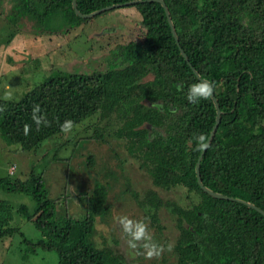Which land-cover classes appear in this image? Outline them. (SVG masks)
Listing matches in <instances>:
<instances>
[{
	"label": "trees",
	"instance_id": "obj_1",
	"mask_svg": "<svg viewBox=\"0 0 264 264\" xmlns=\"http://www.w3.org/2000/svg\"><path fill=\"white\" fill-rule=\"evenodd\" d=\"M128 1L133 0H77V6L88 14ZM164 1L169 14L159 0L128 4L140 12L146 32L139 55L126 66L120 46L106 57V65L113 63L108 68L56 70L21 98H0V136L7 145L31 151L68 133L66 160L83 154L86 144L109 149L103 169L93 150L84 161L87 175L95 178L91 192L78 187L86 177H74L76 169L66 173L63 196L52 192L43 171L0 177V264L12 257L16 264L28 263L31 256L52 251L55 264H264V214L246 203L264 210V0ZM9 2L10 25L16 14L35 29H74L93 19L77 13L73 0ZM193 68L214 88V95L196 104L187 100L189 86L202 81ZM214 96L222 115L202 154L201 177L205 186L234 199L215 197L198 182L203 151L198 137L207 142L216 124ZM69 120L71 130L62 131ZM122 151L139 162L154 185L164 191L181 188L187 197L180 204L155 189L134 193L150 223L146 235L129 237L125 250L94 238L98 218L112 212L110 164L123 170L129 165ZM14 165L9 174L16 173ZM22 194L31 197V207L22 203ZM59 203L65 204L63 215ZM73 207L83 215H75ZM163 208L174 217L173 242L160 222ZM27 222L40 231L39 238L24 231ZM153 246L155 258L147 263L143 259Z\"/></svg>",
	"mask_w": 264,
	"mask_h": 264
},
{
	"label": "rangeland",
	"instance_id": "obj_2",
	"mask_svg": "<svg viewBox=\"0 0 264 264\" xmlns=\"http://www.w3.org/2000/svg\"><path fill=\"white\" fill-rule=\"evenodd\" d=\"M11 6L9 0H2L0 5V98L4 97V99L21 98L22 94L34 88L56 70L90 72V68L96 65L100 68L104 66L108 68L113 63L107 61L106 65V57L109 56L110 51L120 46L124 54L123 63L126 66L130 60L137 58L141 51L140 44L145 39L146 28L141 22L140 12L131 5L111 8L91 17L93 18L91 21L74 29H68L66 26L53 27L54 25L37 28L34 25L35 29L31 20L17 14L14 18L16 24L10 25L6 20L11 12ZM68 135L67 133L52 137L31 151L18 149L14 144L7 145L0 136V177L10 175L13 178H25L32 170L39 173L43 171L52 192L63 196L67 192L64 187L66 173L70 169H76L74 177L79 174L86 177L84 183L78 187L81 191L91 192L95 186V178L87 175L84 161L93 150L97 154V167L103 169L105 167L103 162L108 160L109 149L106 145L107 149L95 143L86 144L82 147L85 151L83 154L77 153L66 160L65 158L70 154L69 146L64 144ZM122 152L124 154H121V158H124L129 165L123 170L119 166L110 164L107 179L111 183L108 196L112 212L105 219L98 218L97 235L94 238L104 245L125 250L130 246L129 237L137 227L143 225L146 228L150 223L146 215L147 211L139 205L134 193L143 195L149 189H155L160 191L166 201H179L180 204H184L186 202L184 199L187 197L181 188L164 191L154 185L152 177L141 168L139 162L130 159L128 154ZM14 164L17 166L16 173L9 174V168L15 167ZM73 189L72 191L75 192ZM21 197L25 199L22 203L31 207V197L24 194ZM57 210L59 215H63L65 204L59 203ZM70 210L77 216L83 215L81 208L73 207ZM160 222L164 225L165 234L171 238L170 242H173L177 234L174 217L165 208L161 211ZM24 226V231L28 232L31 238L40 237V231L32 223L27 222ZM149 231L154 232L153 228ZM114 239H118L119 242L115 244ZM160 241L164 242L165 239L161 237ZM5 254L11 255L10 251H6ZM153 258H155L154 254L146 256L143 260L150 263ZM56 260L57 253L52 251L31 256L28 263L21 264H55ZM8 264H16L15 257H12Z\"/></svg>",
	"mask_w": 264,
	"mask_h": 264
},
{
	"label": "water",
	"instance_id": "obj_3",
	"mask_svg": "<svg viewBox=\"0 0 264 264\" xmlns=\"http://www.w3.org/2000/svg\"><path fill=\"white\" fill-rule=\"evenodd\" d=\"M134 1H135V0H133V1H128V2H124V3H119V4L109 5V6L105 7V8H102V9H100V10H97V11H95V12L88 13V14H83V13L80 12V10L78 9V6H77V0H73V6H74L76 12L79 13L80 15H82L83 17H93V16H95L96 14H98V13L104 11V10L111 9V8H114V7H117V6L128 5V4H131V3L134 2ZM159 1L163 3V5L166 7V12L169 14V10H168V6H167L166 2H165L164 0H159ZM169 21H170V24H171L170 26H172V31H173L174 35L177 36V32H176V30H175V27L173 26L172 19L170 18V16H169ZM177 38H178V36H177ZM183 53H184V55L186 56V59L188 60V56H187V54H186L184 51H183ZM193 69H194V71L196 72V74L198 75V77H199L200 79H202V81H207V82H209L207 79L203 78V77L197 72V70H196L195 68H193ZM209 83H210V82H209ZM213 95H214V92H213ZM214 100L216 101V104H217V106H218V116H217L216 124L214 125V127H213V129H212V131H211V134H210V136H209V139L207 140L208 146H209V144H210V142H211V140H212V138H213V136H214V134H215V132H216V129H217V127H218V124H219V122H220V118H221V115H222V111H221V109L219 108L218 101H217V99H216L215 96H214ZM206 149H207V148H204L203 151H202V153L199 155L200 157H199L198 163H197V165H196V171H197V175H198V182H199L200 186H201L206 192L210 193L211 195H213V196H215V197L234 199V198L231 197V196H227V195H224V194H222V193L216 192V191H214V190H212V189H210L209 187H207V186L204 185L203 180H202V177H201V171H200V160L202 159V157H203L202 154H204V152L206 151ZM246 203H247L248 205L252 206V207H255L256 209H258L259 211H261V212L264 214V210H263L262 208H260L259 206L255 205L254 203H250V202H246Z\"/></svg>",
	"mask_w": 264,
	"mask_h": 264
},
{
	"label": "clouds",
	"instance_id": "obj_4",
	"mask_svg": "<svg viewBox=\"0 0 264 264\" xmlns=\"http://www.w3.org/2000/svg\"><path fill=\"white\" fill-rule=\"evenodd\" d=\"M214 92V88L213 85L207 81H198L197 83H194L192 85L189 86L188 89V94H187V100L190 103L196 104L199 103L200 100L202 99H208L210 96H212ZM34 111H39V108L37 107L36 109H34ZM40 121L37 119V123H39ZM72 121H65L62 125H61V130L62 131H70L72 128ZM198 141H199V148L200 149H204L208 147V143L206 142V138L204 135H200L198 137ZM146 235L145 233V227L143 225H139L137 227V230L134 232V236L139 239L141 236ZM155 251V246L152 247V249L149 250L148 255L151 256L153 255Z\"/></svg>",
	"mask_w": 264,
	"mask_h": 264
}]
</instances>
